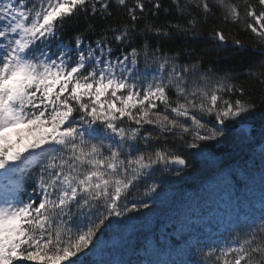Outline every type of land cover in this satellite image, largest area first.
I'll use <instances>...</instances> for the list:
<instances>
[{
    "label": "snow or ice",
    "instance_id": "1",
    "mask_svg": "<svg viewBox=\"0 0 264 264\" xmlns=\"http://www.w3.org/2000/svg\"><path fill=\"white\" fill-rule=\"evenodd\" d=\"M214 9L224 23L241 21L229 0H0V264H84L113 218L149 207L143 198L159 185L146 178L189 167L153 142L171 135L199 151L255 112L238 74L151 42L199 38ZM244 9L246 30L264 40V0ZM118 10L126 20L109 23ZM81 16L85 29L65 41V22ZM208 35L212 50L227 45L222 28ZM248 75L264 85V71ZM203 254L264 264V216L244 239Z\"/></svg>",
    "mask_w": 264,
    "mask_h": 264
},
{
    "label": "trees",
    "instance_id": "2",
    "mask_svg": "<svg viewBox=\"0 0 264 264\" xmlns=\"http://www.w3.org/2000/svg\"><path fill=\"white\" fill-rule=\"evenodd\" d=\"M168 2L163 0L165 5ZM229 2L240 5V22L224 23L220 11L214 9L215 15L209 18L199 38H153L151 42L166 51L194 49L205 68L211 66L214 70L238 74L246 90L242 99H251L256 104L255 112L229 122L225 136L219 140L199 142V151L188 148L185 141L171 135L158 144L153 142L150 148L163 146L183 156L189 167L180 170L178 176L175 169L165 172L161 168L146 178L147 184L159 185L151 198H143L149 207L129 218L119 221L113 218L112 227L101 237L102 252L94 259L83 256L84 264H212L203 253L242 240L254 225L259 227L264 216L262 206H256L264 200V85L258 77L249 76L248 69L257 73L264 71L260 67L264 63V40L246 30V23L250 21L245 18V0ZM248 2L255 4L256 0ZM122 18L126 20L122 10L114 11L109 23L118 24ZM85 27L82 16L66 21L62 30L64 40ZM216 27L222 28L228 37L223 50H212L215 46L209 42L208 34ZM86 38L95 36L89 33ZM237 39L243 47L235 46ZM201 52L203 56L199 55ZM187 59L183 56L181 62ZM205 119L214 120V117ZM124 123L127 125V120ZM241 123L250 128H243ZM145 187L141 182L133 189L129 205L133 200L139 202ZM230 209L233 215L226 219ZM241 214H246V218H240ZM182 243L188 244V249Z\"/></svg>",
    "mask_w": 264,
    "mask_h": 264
},
{
    "label": "rangeland",
    "instance_id": "3",
    "mask_svg": "<svg viewBox=\"0 0 264 264\" xmlns=\"http://www.w3.org/2000/svg\"><path fill=\"white\" fill-rule=\"evenodd\" d=\"M241 126H242L243 128H245V129H247V130L250 128L249 125L244 124V123H241ZM3 183H4V181H3L2 179H0V185H2ZM98 249H99V245H98V247H97L93 252H91V253H89V254L92 255V256H95V254H96V252H97Z\"/></svg>",
    "mask_w": 264,
    "mask_h": 264
},
{
    "label": "water",
    "instance_id": "4",
    "mask_svg": "<svg viewBox=\"0 0 264 264\" xmlns=\"http://www.w3.org/2000/svg\"><path fill=\"white\" fill-rule=\"evenodd\" d=\"M170 167H175V168H183L182 166L179 165H169Z\"/></svg>",
    "mask_w": 264,
    "mask_h": 264
}]
</instances>
